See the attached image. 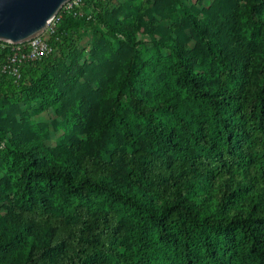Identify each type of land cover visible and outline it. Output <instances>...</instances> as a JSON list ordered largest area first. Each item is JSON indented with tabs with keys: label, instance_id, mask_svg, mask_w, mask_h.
Wrapping results in <instances>:
<instances>
[{
	"label": "trees",
	"instance_id": "1",
	"mask_svg": "<svg viewBox=\"0 0 264 264\" xmlns=\"http://www.w3.org/2000/svg\"><path fill=\"white\" fill-rule=\"evenodd\" d=\"M59 17L0 74V264H264V0Z\"/></svg>",
	"mask_w": 264,
	"mask_h": 264
},
{
	"label": "water",
	"instance_id": "2",
	"mask_svg": "<svg viewBox=\"0 0 264 264\" xmlns=\"http://www.w3.org/2000/svg\"><path fill=\"white\" fill-rule=\"evenodd\" d=\"M71 0H0V40L24 43L48 29Z\"/></svg>",
	"mask_w": 264,
	"mask_h": 264
},
{
	"label": "built area",
	"instance_id": "3",
	"mask_svg": "<svg viewBox=\"0 0 264 264\" xmlns=\"http://www.w3.org/2000/svg\"><path fill=\"white\" fill-rule=\"evenodd\" d=\"M81 1L71 0L62 10H71L74 6H78ZM79 14L83 16L81 12ZM59 19L58 14L50 21L45 33L27 42L12 43L0 40V74L7 75L18 82L22 77V68L25 64L51 56L54 50L48 40Z\"/></svg>",
	"mask_w": 264,
	"mask_h": 264
},
{
	"label": "rangeland",
	"instance_id": "4",
	"mask_svg": "<svg viewBox=\"0 0 264 264\" xmlns=\"http://www.w3.org/2000/svg\"><path fill=\"white\" fill-rule=\"evenodd\" d=\"M116 2H113L112 4H111V8H113L114 7V4H115ZM62 11V10H61ZM40 118L41 119H48V116L46 115V114H43L42 116H40Z\"/></svg>",
	"mask_w": 264,
	"mask_h": 264
}]
</instances>
